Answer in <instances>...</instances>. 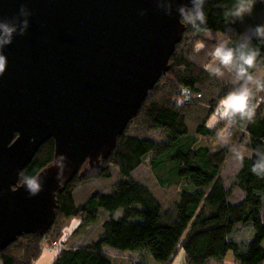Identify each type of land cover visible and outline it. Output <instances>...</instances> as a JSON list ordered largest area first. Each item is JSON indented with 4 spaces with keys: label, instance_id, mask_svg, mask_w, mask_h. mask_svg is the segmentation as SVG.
Listing matches in <instances>:
<instances>
[{
    "label": "trees",
    "instance_id": "obj_1",
    "mask_svg": "<svg viewBox=\"0 0 264 264\" xmlns=\"http://www.w3.org/2000/svg\"><path fill=\"white\" fill-rule=\"evenodd\" d=\"M237 0H205V23L194 27L183 20L186 32L170 60V70L149 93L137 117L118 138L107 160L80 173L56 192V220L46 236L24 235L0 250V264H36L43 250L58 246L53 264H118L105 247L131 252L156 230L167 229L177 240L175 252L151 254L158 264H172L184 251L186 264H264V175L252 171L264 153V91L252 86L251 119L236 117L231 125L214 128L206 122L218 100L235 85L227 70L218 77L206 70L217 36L230 38L254 32L264 0H256L251 14L232 22ZM254 34V33H253ZM252 34V35H253ZM242 42H246L244 40ZM204 47L196 51V44ZM259 55L249 72L264 79V43L253 41ZM248 154L234 186L244 198L233 201V190L222 178L232 146L212 143L223 136ZM56 164L55 141L46 142L21 174L20 184ZM148 166L163 192L157 195L132 174ZM116 177L103 194L76 196L91 184ZM105 212L106 214H102ZM78 225L65 239L72 223ZM253 230L250 241L243 239ZM82 237L80 245L70 244ZM235 240H232L233 238ZM234 238V239H235ZM232 253L233 263H227Z\"/></svg>",
    "mask_w": 264,
    "mask_h": 264
},
{
    "label": "water",
    "instance_id": "obj_2",
    "mask_svg": "<svg viewBox=\"0 0 264 264\" xmlns=\"http://www.w3.org/2000/svg\"><path fill=\"white\" fill-rule=\"evenodd\" d=\"M190 0H0V20L27 21L0 33V250L44 237L56 192L88 162L107 160L149 93L170 70ZM23 31V35L19 32ZM55 141L56 164L21 174Z\"/></svg>",
    "mask_w": 264,
    "mask_h": 264
},
{
    "label": "clouds",
    "instance_id": "obj_3",
    "mask_svg": "<svg viewBox=\"0 0 264 264\" xmlns=\"http://www.w3.org/2000/svg\"><path fill=\"white\" fill-rule=\"evenodd\" d=\"M191 7L188 5H180L177 8L178 14L183 20H187L194 27H197V22L205 23V14L203 6L205 0H190ZM256 0H237L233 6L234 10L231 13H226V16L231 15L232 22L236 19L242 20L246 14H251L255 6ZM23 23L27 26V21H20L16 16L11 20H0V33L7 37H11L13 32H18L19 25ZM23 35V31L19 32ZM243 35H238L233 42L230 38H222L217 36V41L210 52L211 62L204 67L211 74L218 77L224 75V70L232 74L231 83L235 85L228 93L221 97L216 105L215 110L206 122V126L214 128L221 121L226 125H231L236 117L240 119H251L252 110L250 108V99L253 95L252 86L254 85L257 91H264V79L253 77L249 69L253 68L256 58L259 55V48L254 46L253 41L264 43V24L255 26L254 34L247 36L246 42ZM204 46L196 44L195 50L199 51ZM4 57L0 55V73L3 72ZM261 158V162L252 165L253 173L264 175V153L257 154ZM28 190L32 194H36L39 190V185L34 178L26 179ZM57 246V245H56Z\"/></svg>",
    "mask_w": 264,
    "mask_h": 264
},
{
    "label": "rangeland",
    "instance_id": "obj_4",
    "mask_svg": "<svg viewBox=\"0 0 264 264\" xmlns=\"http://www.w3.org/2000/svg\"><path fill=\"white\" fill-rule=\"evenodd\" d=\"M260 24H264V10L260 11L256 16ZM254 32L252 30L248 31L244 37L247 40V36L252 35ZM226 130L223 132V136L213 141L212 143L219 144L220 147L232 146V151L229 157L226 160V163L222 169V178L228 188L233 190L234 199L233 201L242 200L244 198L243 192L234 186L236 176L241 169L242 160L245 155L248 154L247 150L238 144H232V142L226 136ZM101 163V162H100ZM94 166H91L88 162L84 165L83 169L85 172L92 169ZM136 179L139 181L145 182L146 186L153 190L157 195H162V191L157 186L156 178L154 177L151 169L148 166L142 165L139 167L133 174ZM116 182V177L109 178L105 181H102L97 184H91L80 191L76 196L77 202L80 204L87 196L94 194H103L109 187L114 185ZM102 214H106L102 212ZM78 225L72 223L71 226L65 232V239H67L71 232ZM248 235L243 239L244 242H248L253 237V230L248 229ZM235 238V237H234ZM231 239L236 241L235 239ZM70 244L80 245L82 243V237H77L76 239L72 238ZM178 243L175 237L167 229L156 230L151 234L145 241L136 243L131 252H121L113 250L109 247H105V252L108 256L117 260L118 264H158L154 258L151 256L154 252H157L159 249H164L167 252H175L174 250L177 247ZM60 244L58 246H49L43 250L41 257L36 261V264H53L54 260L58 254V249H60ZM227 263H233L232 253L228 256ZM172 264H186V256L184 251L177 252V256Z\"/></svg>",
    "mask_w": 264,
    "mask_h": 264
},
{
    "label": "crops",
    "instance_id": "obj_5",
    "mask_svg": "<svg viewBox=\"0 0 264 264\" xmlns=\"http://www.w3.org/2000/svg\"><path fill=\"white\" fill-rule=\"evenodd\" d=\"M74 239H76V238H74ZM139 243H140V242H139ZM135 244H136V243H135ZM135 244H134V245H135ZM133 248H134V247H133ZM60 249H61V248H60ZM60 249H58V252H59ZM170 253H171V252H170ZM57 255H58V254H57ZM1 264H3V263H1Z\"/></svg>",
    "mask_w": 264,
    "mask_h": 264
}]
</instances>
